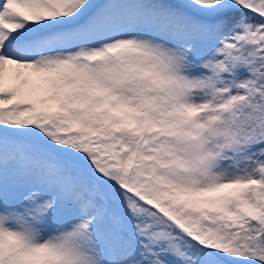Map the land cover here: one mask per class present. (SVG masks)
<instances>
[{"label": "snow or ice", "instance_id": "snow-or-ice-1", "mask_svg": "<svg viewBox=\"0 0 264 264\" xmlns=\"http://www.w3.org/2000/svg\"><path fill=\"white\" fill-rule=\"evenodd\" d=\"M0 264H264V0H0Z\"/></svg>", "mask_w": 264, "mask_h": 264}]
</instances>
